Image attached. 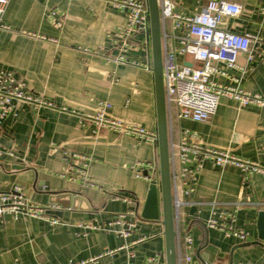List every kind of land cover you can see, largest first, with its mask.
Segmentation results:
<instances>
[{"label": "crops", "instance_id": "0c3cea01", "mask_svg": "<svg viewBox=\"0 0 264 264\" xmlns=\"http://www.w3.org/2000/svg\"><path fill=\"white\" fill-rule=\"evenodd\" d=\"M205 1L180 0V6L192 11ZM229 1L241 5L243 13L224 19L225 29L258 35L264 43V19L259 14L264 0ZM3 15L9 29H0V70L13 72L34 96L54 99L57 109L34 110L18 103L14 115L6 118L0 128V150L5 152L0 192L22 186L29 202L54 205L60 215L50 214L59 220L55 226L42 219L5 216L0 222V264H166L162 217L158 221L140 217L148 188L155 183L135 178L139 162L158 165L157 143H137L131 135L98 129L80 118L107 101L111 117L157 133L152 71L117 64L118 51L107 43L106 33L123 25L124 12L107 0H8ZM143 41L137 35L132 43L141 46ZM125 57L152 65L151 51H128ZM236 60L249 70L240 86L264 96V49H256L251 62L241 54ZM170 113L173 140L187 131L207 147L264 164V108L239 107L223 99L216 114L203 123L179 119L173 106ZM71 153L90 158L85 178L70 167ZM141 172L154 173L147 168ZM194 188L180 209L179 232L192 236L195 263L264 264V240L257 228L264 211V178L245 179L233 167L219 169L208 163ZM114 196L137 202L138 222L126 238L105 230L114 214L127 208ZM232 203L240 205L234 227L249 234L244 243L203 223L216 204L226 209Z\"/></svg>", "mask_w": 264, "mask_h": 264}, {"label": "built area", "instance_id": "2783aa9c", "mask_svg": "<svg viewBox=\"0 0 264 264\" xmlns=\"http://www.w3.org/2000/svg\"><path fill=\"white\" fill-rule=\"evenodd\" d=\"M110 6L124 12L125 21L117 30L108 31L106 39L111 49L118 51L115 58L117 64H131L146 71L152 70L151 63L143 64L128 61L125 54L128 51L144 49L151 51L150 25L147 0H107ZM8 0H0V29L8 30L9 26L3 21ZM159 24L161 28L162 45V79L166 96L169 118L172 106L177 110V117L181 120L203 123L210 120L223 99L235 101L239 107L253 105L264 108V96L252 95L240 85L248 73L247 66L238 64L239 54L245 56L248 62L253 61L256 49L264 47L262 39L256 35L233 33L225 29L223 21L226 18H238L242 15L241 5L229 0H206L192 11L180 6V0H157ZM55 18L58 15L51 12ZM259 14L264 19V5ZM58 19V18H56ZM144 37L139 46L132 43L137 36ZM98 54L97 50H86ZM236 74H231V73ZM215 79H225L231 84H221ZM18 103H25L34 110L57 109L54 99H44L34 96L27 83L7 69L0 70V128L8 116L15 113ZM111 104L107 101L98 102L93 113L81 115L82 122H91L98 129H108L117 135H131L136 142L157 143V133L142 127L134 126L108 115ZM66 113L65 108L59 109ZM169 165L171 182V199L173 216H175L177 264H196L193 258V238L189 233H180V209L186 204L185 199L194 192L196 177L210 163L219 169L233 167L247 179L258 175L264 178V164H257L246 159H240L229 151L221 152L207 147L196 135L183 131L180 138L173 140L169 123ZM5 152L0 150V163ZM12 156V154H8ZM70 167L80 172L88 171L91 163L78 153H71ZM135 178L159 182V167L153 164L139 162L135 165ZM152 170L153 174L144 175L141 169ZM154 175V177H155ZM113 200H122L127 205L124 213L114 214V218L107 223L105 230L126 238L136 228L137 202L130 198L114 196ZM216 204L204 220L207 229L222 232L225 238H234L242 243L249 239L245 231L237 230L234 223L239 211V203H232L226 209ZM56 206L36 205L27 200L22 186L13 185L9 191L0 192V222L5 216L17 220L21 217L42 219L55 226L59 220L53 218ZM52 217V218H49ZM87 228L96 229L89 226ZM110 253H113L110 251ZM130 257H133L131 254ZM154 258L148 260L149 263ZM128 264H132L131 262ZM238 264H253L250 262Z\"/></svg>", "mask_w": 264, "mask_h": 264}, {"label": "water", "instance_id": "95a60500", "mask_svg": "<svg viewBox=\"0 0 264 264\" xmlns=\"http://www.w3.org/2000/svg\"><path fill=\"white\" fill-rule=\"evenodd\" d=\"M150 25V45L152 74L155 83L156 114H157V148L160 184H151L148 188L146 200L141 210L143 219L158 221L162 217L161 224L165 239L166 264H177L175 216H173L169 165V113L162 79V45L161 28L159 24V11L157 0H147ZM159 211L160 215H159ZM59 216V212H50ZM258 231L264 240V211L259 213Z\"/></svg>", "mask_w": 264, "mask_h": 264}]
</instances>
